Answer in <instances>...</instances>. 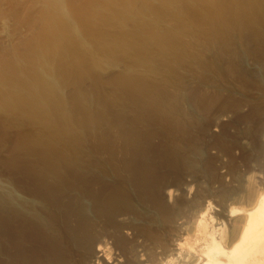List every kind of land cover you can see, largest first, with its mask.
<instances>
[{
  "label": "bare ground",
  "instance_id": "1",
  "mask_svg": "<svg viewBox=\"0 0 264 264\" xmlns=\"http://www.w3.org/2000/svg\"><path fill=\"white\" fill-rule=\"evenodd\" d=\"M22 1L9 0L14 39L0 42V264H88L111 230L124 264H264V0ZM196 43L214 50L192 87L181 63ZM229 111L209 138L207 117ZM188 175L218 186L168 203Z\"/></svg>",
  "mask_w": 264,
  "mask_h": 264
},
{
  "label": "rangeland",
  "instance_id": "2",
  "mask_svg": "<svg viewBox=\"0 0 264 264\" xmlns=\"http://www.w3.org/2000/svg\"><path fill=\"white\" fill-rule=\"evenodd\" d=\"M5 1V2H4ZM0 0V6H1V8H0V42H7V45L6 46H9L10 45V42H12L13 41V39H14V37L12 36V35H10V33H9V29L8 28H11L10 26H12V23H10L11 22V20L10 19H12V18H9L10 17V10H9V4H8V2H9V0L8 1H6V0ZM22 1V0H21ZM24 2L26 1V0H23ZM22 1V2H23ZM19 2H20V0H19ZM21 2V3H22ZM24 2H23V4H24ZM20 3V5L21 6H23L22 4ZM8 4V9H7V7H6V5ZM33 10H37L38 11V9L40 8V3L39 2H36L35 4H33ZM38 8V9H37ZM6 11L8 12V13H6ZM4 13L6 14L5 16H4ZM8 15H9V17H8ZM7 16V17H6ZM140 21H139V23H138V19H136V21L134 22L135 24H133V25H136L137 23H138V25H136L135 27H138L140 24V26L142 27V23L144 22L142 19H139ZM134 20H132V22H133ZM141 22V23H140ZM144 25H145V23H143ZM133 27V26H132ZM152 27V26H151ZM154 27V26H153ZM155 27H159V26H155ZM155 27H154V30H156V31H158V29L160 28H156L155 29ZM134 28V27H133ZM7 30V31H6ZM153 30V31H154ZM148 31H151V33L152 34H150V32H148ZM146 30V32H148V34H147V36L148 35H151L152 37H154L153 35L155 34V32L153 33L152 32V29L150 28V30ZM7 33V34H6ZM7 36V37H6ZM151 37V38H152ZM2 40V41H1ZM152 40H153V38H152ZM147 43V42H146ZM195 43V42H194ZM149 45V44H148ZM195 46H191V48H189L190 46H188V47H186L187 49L189 48V49H191V51L193 50V52H195V53H193L192 52V54L194 55V56H196V55H198L199 56V58H198V56H197V60L198 59H202L201 61L202 62H200L199 64L197 63V62H195V63H193L192 62V60L194 61V59H191V58H185V56H183V62L181 63V65H182V70H181V73L184 75L185 74V71H187V70H189V67H191V68H193V70L192 71H189V76H190V78H191V82L192 83H190L191 84V86L193 87V86H195V83L197 84L198 82H200L201 81V79L203 78V76H204V74L203 73H205V67H203V66H208L209 64H210V62H211V54H209V51H210V48H213V46L212 45H207V49L205 48V46H204V44H194ZM196 45H199V46H201V47H199V48H201V49H197V47L198 46H196ZM239 46H241V45H239ZM194 47V48H193ZM206 49V51H207V53H206V51L203 53V49ZM6 49H7V53H9V51H10V49H9V47H6ZM187 49H182V54L183 53H185V55H191L192 56V54L189 52V51H187ZM188 49V50H189ZM195 49V50H194ZM204 49V50H205ZM153 50H157V49H153ZM152 50V51H153ZM199 50H201V51H199ZM209 50V51H208ZM211 50H214V48L213 49H211ZM158 51L159 50H157V53H158ZM184 51V52H183ZM186 51H187V53H189V54H187L186 53ZM161 51H159V53H160ZM200 52L202 53V55L200 54ZM151 53H153V52H151ZM156 53V52H155ZM154 53V54H155ZM167 53H168V51H167ZM171 53H172V51H171ZM211 53V52H210ZM173 54V53H172ZM212 54H213V51H212ZM157 55L158 54H156V55H154L155 56V58H157V59H159V61L162 63L163 61H166L165 59H167L166 57H164L162 60L163 61H161L160 60V58L159 57H157ZM158 56H160V54L158 55ZM193 56V57H194ZM200 56H201V58H200ZM152 57H153V54H152ZM206 57H210V61L209 62H206V64L204 63V61H208L207 60V58ZM154 58V57H153ZM186 59V60H185ZM190 59H191V61H190ZM168 60V59H167ZM196 60V61H197ZM250 60V59H249ZM249 60H246V65H247V67H249V68H251L252 66H253V69L254 68H256L257 69V67H256V65H254L252 62H249ZM190 61V62H189ZM199 61V60H198ZM167 62V61H166ZM165 62V63H166ZM165 63L163 62V64L165 65ZM188 63V64H187ZM190 63H193V65L192 64H190ZM209 63V64H208ZM252 63V64H251ZM190 64V65H189ZM196 66H195V65ZM208 64V65H207ZM201 65H203V66H201ZM255 66V67H254ZM201 68H203V69H201ZM205 68V69H204ZM115 70V69H114ZM119 69H117V70H115V71H118ZM200 70H201V72H200ZM196 71H198V75L195 73ZM193 72V73H192ZM106 73H108V72H106ZM201 73V74H200ZM195 77V78H194ZM217 81H214V82H211V83H216ZM210 83V84H211ZM209 84V87H205V91H207V92H210L211 91V93L212 92H214L215 93V90L214 89H216L215 87H214V85L216 86V87H218V89H216V92H219V93H224V94H228V92H226V90L224 91V89L223 88H220V86H218V85H216V84H214V85H210ZM218 84H220V83H218ZM211 86V87H210ZM212 86L214 87L213 88V90L214 91H212ZM222 87V86H221ZM211 89V90H210ZM223 89V90H222ZM233 89H235V90H233ZM210 90V91H209ZM232 92V94L234 95V94H236V95H234L236 98H237V94L239 93V95H242L243 94V92H241L240 93V91H242V90H238V88H231L230 89ZM223 91V92H222ZM238 97H240V96H238ZM182 103H184V102H182ZM186 103V102H185ZM184 103V104H185ZM184 104H183V107H185L186 109L184 110V112L185 113H192V114H190V116L191 117H194V116H196L197 115V111H195L196 109L191 105V104H189V103H187L188 105H189V108H188V105L186 104L185 106H184ZM246 108H248L247 107V105H245V106H243L241 109H240V111H244L245 113H247L248 112V110L249 109H246ZM195 109V110H194ZM190 111H192V112H190ZM227 113V114H226ZM226 113H224V114H220V115H213V117H214V119L212 120V118L213 117H211L212 115H209L208 117H207V115H203L202 116V118H204V117H207L208 118V120H211L210 122L208 121V124H207V127H208V129H207V136L209 137V138H217V137H219L222 133V131H223V129L225 128V126L224 125H226V127H227V124H228V126L230 125V123L235 119V115H237L235 112H233V113H235V115L233 114V113H231V111H229V112H226ZM241 113H243V112H241ZM245 113H243V114H245ZM194 114V115H193ZM196 114V115H195ZM226 114V115H225ZM233 114V115H232ZM193 115V116H192ZM184 116V115H183ZM219 116H220V118H219ZM218 117V118H217ZM183 118V117H182ZM195 118V117H194ZM211 118V119H210ZM201 118H200V116H199V119L198 120H200ZM25 119H23L22 121L20 120L19 121V123H18V127H17V125L16 126H14V130L16 131V130H20L21 129V131H26L28 128H30V127H27V126H30V124H29V121L28 120H25ZM26 122V123H25ZM28 124V125H27ZM210 124V125H209ZM223 125V126H222ZM224 127V128H223ZM249 127V125H243V127L242 128H240L242 131L243 130H246L247 128ZM223 128V129H222ZM230 129V128H229ZM234 129V128H233ZM236 130H229V133L232 135H234V134H237L238 135V128H235ZM98 141V143H100V144H98V143H96ZM243 142V144H244V142H245V140L244 141H242ZM95 143H96V145H100V146H98V148H101L102 150H104L105 149V151H106V146L104 145L103 146V142H101V140H96L95 141ZM102 143V144H101ZM102 145V146H101ZM104 147V148H103ZM7 149V148H6ZM209 149V148H208ZM208 149L206 150V154H209V155H211V156H214L215 157V159H217V161H216V165H217V168H218V171H220V172H218V175L220 174H222L223 176H220V177H222V178H224L225 176L227 177L226 179H224L225 181H230V179L232 178V175H233V173L231 172V176H230V174L228 175V173L229 172H227V171H225L226 169H229L230 170V165H231V161L229 162L230 163V165L228 166L227 165V162H226V160L229 158L227 155H225V154H223L222 152H220L218 149H216V148H211L209 151H208ZM235 150L233 151V153H235V154H233L234 155V157H235V155H236V157L238 158V146H236L235 148H234ZM5 151H8V150H5ZM104 152V151H103ZM235 157V158H236ZM230 160V159H229ZM228 160V161H229ZM237 164H238V159H237ZM228 163V164H229ZM219 167L220 168H222L221 170H219ZM228 170V171H229ZM231 171V170H230ZM3 173V174H2ZM224 173H227V175L226 174H224ZM258 173V174H257ZM5 174V172H4V170L0 167V175H4ZM257 175L256 177H259L260 176V174H259V172H254V175ZM197 177V178H196ZM196 178V179H195ZM195 178H193L192 176H190V175H188V176H186V177H184V179H183V184L185 185H183L182 184V186H180L181 187V189H180V187H176V186H173V188L171 187H169L168 189H167V191H166V194H165V197H166V200H167V202L168 203H171L172 204V202L174 201V198H178V196L179 195H186V198L187 199H189V200H191L192 199V197L194 196V193H197L198 191H202V190H204V189H206V187H208V185H210V187L209 188H211L212 190H214V188H216L217 186H218V184H217V182H210V183H208V184H205V182L207 183V181L205 180V179H202V177H201V179L199 178V176H196L195 175ZM188 182H187V181ZM232 180V179H231ZM3 182V183H2ZM8 182V183H7ZM9 182H10V180H9V176H7L6 177V179L4 178V177H2V176H0V187L2 188V186H5L6 184L7 185H9ZM174 187H176V188H179V189H176V188H174ZM182 187H184V188H182ZM188 187V188H187ZM213 187V188H212ZM180 197V196H179ZM191 197V198H190ZM206 200V202L207 203H210V205L209 206H212V208L213 209H208L209 210V212L211 213V215H213V216H216V217H218L217 215H214L215 213H220L221 212V209H220V205H219V200L217 199V198H215V197H213V196H211V197H209V198H207V199H205ZM213 200V201H212ZM217 211V212H216ZM227 213V212H226ZM222 221L223 220H225V222H224V224H227L228 225V222H227V219L226 218H220ZM116 221L117 222H121V223H126V222H130V219L127 217V216H124V215H120V216H118L117 218H116ZM102 221H97V228H96V231L98 230V229H100V230H103V228H104V223H101ZM180 222H182V221H180ZM179 222V223H180ZM120 223V224H121ZM226 226V225H225ZM100 230H98L97 232H99ZM111 232V233H110ZM109 234L108 235H106L105 237H103V239H102V242L99 244V245H97L96 247H95V251H94V256H93V258L91 259V262L89 261V263L88 264H124V260H125V257H124V255L122 254V251L121 250H119V249H117L116 248V234H114V232L112 233V230L111 231H109L108 232ZM121 234H123V236L124 237H126V238H131L132 236H133V229H131V228H129V227H125L123 230H122V232H121ZM139 241H141V240H139ZM143 259V261L145 260V257H142Z\"/></svg>",
  "mask_w": 264,
  "mask_h": 264
}]
</instances>
